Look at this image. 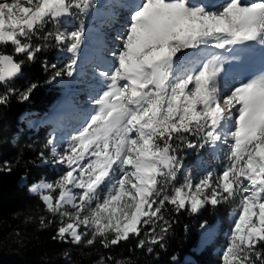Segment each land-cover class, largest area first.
I'll return each instance as SVG.
<instances>
[{
    "label": "snow or ice",
    "instance_id": "snow-or-ice-1",
    "mask_svg": "<svg viewBox=\"0 0 264 264\" xmlns=\"http://www.w3.org/2000/svg\"><path fill=\"white\" fill-rule=\"evenodd\" d=\"M128 6L130 19L110 51L112 67L100 73L105 86L93 113L66 148H51L52 162L66 171L30 188L52 217H40L41 226L58 217L53 239L99 241L105 248L143 230L136 247L153 253L172 228L166 204L196 213L206 204L238 200L222 264H264V72L231 88L222 84L237 46L264 45V0H220L212 7L131 0ZM91 7L92 0H0V45L32 62L54 41L72 59L51 80L71 77L86 29L65 20ZM24 63L0 53V85L20 74ZM36 87L30 84L20 99L28 100ZM16 93L13 87L0 92V106ZM181 147L222 150L227 163L218 174L189 173L176 185L184 167ZM0 168L12 170L8 162ZM106 259L112 258L97 264Z\"/></svg>",
    "mask_w": 264,
    "mask_h": 264
},
{
    "label": "trees",
    "instance_id": "trees-1",
    "mask_svg": "<svg viewBox=\"0 0 264 264\" xmlns=\"http://www.w3.org/2000/svg\"><path fill=\"white\" fill-rule=\"evenodd\" d=\"M47 30H52V26ZM51 44L32 62L24 56L17 59L20 56L14 54L11 45H0V53L13 54L18 61L25 60L21 74L12 82L0 85V92L8 87L17 89L9 103L0 106V166L8 162L12 169L8 172L0 168V264H97L101 257L112 258L106 259L105 264H114L115 260H121L122 264H211L208 248L197 251L199 230L205 222L211 225L223 212L222 203L206 204L196 213L187 208L176 212L172 205L166 204L163 214L172 221V228L164 246H153V253L136 247L138 240L144 238L143 230L140 237L105 248L99 241L93 245H77L53 239L58 217L47 227L41 226L40 217H52L39 195L31 194L29 187L41 178L44 167L41 162L47 156L51 136L49 127L26 128L20 116L24 111L42 115L62 95L61 84L51 80L60 65L55 42ZM32 83L37 87L28 100H21L19 94ZM186 255L192 259L186 261Z\"/></svg>",
    "mask_w": 264,
    "mask_h": 264
},
{
    "label": "rangeland",
    "instance_id": "rangeland-1",
    "mask_svg": "<svg viewBox=\"0 0 264 264\" xmlns=\"http://www.w3.org/2000/svg\"><path fill=\"white\" fill-rule=\"evenodd\" d=\"M219 2L220 0L198 1V3H204L209 7L215 6ZM92 3L93 7H91L86 14H78L75 17L66 18L65 23L70 27H75L83 23L86 29L85 35L88 33V35L94 33L98 34L101 41L99 43V51H95V54L87 57L86 55L89 54V51L81 49L77 58L76 71L74 74L71 77L65 74L55 80L57 83L61 84L63 92L61 97L50 106L49 111L42 115H36L31 111H24L20 116L25 127L30 130H36L41 127L50 128V141H52V143H49L47 156H44L41 162V164L44 165L41 178L35 183L42 180L55 181L62 172L66 171L65 166L52 162L54 157L51 148L55 146L58 151L66 148L70 141V137L82 127L86 118L93 113L96 107L93 101L98 98V95L105 86V80L100 73L108 71L112 67L110 51L118 46L116 38L124 31L129 22L124 21L123 18H125V16L121 15V13H124L129 7V4L123 0H113L110 4L104 2V0H92ZM97 9L98 11L106 9L105 16L107 19L103 20L104 22L101 25L102 28L94 32L91 27H95L102 22L91 13L97 11ZM246 44L255 46L257 48L256 50L261 52V55L255 60H249L237 53L235 59H229L225 65L227 74H222V84L225 88H231L234 85H238L242 80L264 72V45L260 42H246ZM186 51L189 53L193 52V50ZM56 55L60 61L58 70L65 68L72 59L71 53L60 48H58ZM19 56L20 57H17V59H22L21 57L23 55ZM61 58L64 59L60 60ZM12 81H8L7 83ZM53 105H60L59 111L47 114L51 112ZM191 152L192 153H190V149L187 147H181L178 151L179 157L184 162V167L178 174L177 181L174 182L176 185L182 183L184 177L189 173L198 177L205 171L213 170L218 174L222 172L227 163L222 150L211 151L208 149H192ZM169 192H171V189H169ZM57 194L58 190L53 193L54 196ZM237 204L238 200L222 202L223 212L215 218L210 226H206L199 230L200 243L197 251L208 248L212 256L211 264H222L221 253L228 241L233 226V213L236 210ZM203 230H205V235L201 234ZM191 259V255H186V261Z\"/></svg>",
    "mask_w": 264,
    "mask_h": 264
},
{
    "label": "bare ground",
    "instance_id": "bare-ground-1",
    "mask_svg": "<svg viewBox=\"0 0 264 264\" xmlns=\"http://www.w3.org/2000/svg\"><path fill=\"white\" fill-rule=\"evenodd\" d=\"M123 1L128 3V4L131 2V0H123ZM195 1L196 0H193V2H195ZM9 2H10V0H9ZM104 2H107L108 4H110L113 2V0H104ZM105 11H106V9L103 11H98V9H97V11L91 12L92 14H94L97 18H99L102 21L100 24L96 25L95 27H91V29H93L94 32H97L98 30H100L102 28L101 25L104 22L103 20L107 19V17L105 16ZM130 11H131V9L125 11L124 13H121V15L125 16V18H123L124 21H129ZM88 34L85 35V40L81 46V49L89 51V54H87L86 56L90 57V55L95 54V51L96 52L99 51L100 38H99L98 34H95V33L91 34V35H88ZM90 40H91V42H90ZM259 55H260V52L258 50H256L255 54H252V53L242 54V57L248 58L250 60H255ZM59 106L60 105H53L51 112H49L47 114H52V113L59 111V109H60ZM201 234L205 235V230H203L201 232Z\"/></svg>",
    "mask_w": 264,
    "mask_h": 264
},
{
    "label": "water",
    "instance_id": "water-1",
    "mask_svg": "<svg viewBox=\"0 0 264 264\" xmlns=\"http://www.w3.org/2000/svg\"><path fill=\"white\" fill-rule=\"evenodd\" d=\"M18 75H19V74H18ZM18 75H17V76H18ZM17 76H16V77H17ZM16 77H15V78H16ZM15 78H10L9 81L14 80Z\"/></svg>",
    "mask_w": 264,
    "mask_h": 264
}]
</instances>
